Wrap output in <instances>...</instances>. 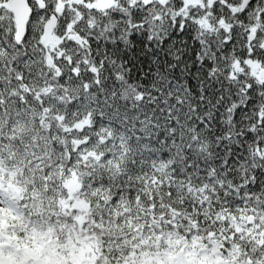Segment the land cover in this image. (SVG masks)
<instances>
[{
  "label": "snow or ice",
  "instance_id": "snow-or-ice-1",
  "mask_svg": "<svg viewBox=\"0 0 264 264\" xmlns=\"http://www.w3.org/2000/svg\"><path fill=\"white\" fill-rule=\"evenodd\" d=\"M0 264H264V0H0Z\"/></svg>",
  "mask_w": 264,
  "mask_h": 264
}]
</instances>
